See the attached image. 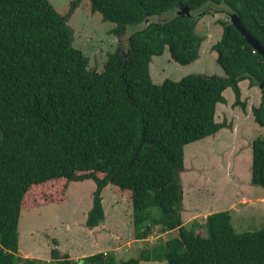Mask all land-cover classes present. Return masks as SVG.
<instances>
[{"label":"trees","instance_id":"16d2710c","mask_svg":"<svg viewBox=\"0 0 264 264\" xmlns=\"http://www.w3.org/2000/svg\"><path fill=\"white\" fill-rule=\"evenodd\" d=\"M89 1L93 12L117 24V37L126 25L148 23L118 45L102 73L90 69L89 58L74 46L70 16L49 0H0V264H41L18 256L20 215L25 207L50 202L39 188L60 180L67 187L54 196L61 200L71 182L96 183L89 228L104 221L102 192L113 184L131 193L136 240L178 233L159 252L144 250L120 264H264V229L236 233L228 210L184 225L180 178L185 147L228 127L215 120L225 90L232 88L235 104L245 107L239 83H264V56L228 20L213 45L223 76L190 74L157 85L150 75L152 58L167 49L182 65L200 57L195 25L201 14L194 12L209 2L236 14L264 45V0ZM184 7L189 12L181 13ZM168 11L176 13L149 22ZM261 94L253 115L264 128V88ZM251 183L264 188L262 137L252 141ZM201 226L206 235L197 232ZM45 264L119 263L114 253L78 260L55 247Z\"/></svg>","mask_w":264,"mask_h":264},{"label":"rangeland","instance_id":"374dc122","mask_svg":"<svg viewBox=\"0 0 264 264\" xmlns=\"http://www.w3.org/2000/svg\"><path fill=\"white\" fill-rule=\"evenodd\" d=\"M49 1L61 14L70 16L69 24L75 30L74 46L89 58L90 69L99 73L104 71L108 57L118 45H125L132 32L148 24L126 25L117 37L112 32L117 24L104 21L100 13L93 12L89 0ZM75 1L77 4L73 5ZM206 6L205 11L194 12L196 16L201 14L195 25L196 34L202 37L200 57L195 62L182 65L171 59L168 49L163 55L154 56L150 63V75L155 84L160 85L165 79L179 81L190 74L223 75L213 45L222 37V21L231 22V15L223 12L224 6L216 7L210 2ZM175 13L168 11L150 17L149 22H163ZM239 87L240 99L245 107L235 104L236 94L228 88L224 92L226 103H219L216 108V122L228 127L188 144L184 149L185 167L180 171V178L184 196L182 217L185 221L195 212L204 214L217 206V209H223L239 197H250L253 188L263 190L261 186L251 184V149L247 148L256 137L264 138V128L253 115V108L261 104V89L249 86L248 80L240 82ZM239 147H244L243 152H239ZM65 187L64 180L41 186L38 195L50 202H38L22 209L18 225L19 257L37 258L45 264L51 260V250L57 247L61 254L78 260L99 252L114 253L120 264L121 260L139 258L144 250L151 254L159 252L162 244L178 236L177 232H172L159 237L154 234L146 241L136 240L131 193L119 191L113 184L102 192L104 221L89 228L86 221L93 207L96 183L93 180L71 182L65 200H61L59 194L54 196V191L62 192ZM256 198L257 195L254 196ZM258 206L261 210L259 219L245 216L242 220L234 215L232 225L236 233L264 229V203H258ZM192 224L190 222L186 226L190 228ZM196 230L202 235L207 234L205 226ZM140 264L168 262L152 259L141 260Z\"/></svg>","mask_w":264,"mask_h":264},{"label":"crops","instance_id":"0c3cea01","mask_svg":"<svg viewBox=\"0 0 264 264\" xmlns=\"http://www.w3.org/2000/svg\"><path fill=\"white\" fill-rule=\"evenodd\" d=\"M223 75H224V73H223ZM223 75H221V76H223ZM252 141L249 142V144L247 146V148L251 149V153H250L251 162H252ZM239 148H240L239 152H243L242 150H244L243 149L244 147H239ZM249 152H250V150H249ZM251 167H252V165H251ZM255 194L258 197L256 199H254V196H256ZM255 200H256V202H253ZM258 203H264V188H263V190H260V189L257 190L255 188H253V193H252V195L250 197H241V198L239 197L238 199L232 201L230 203V205L224 207L223 209H217V207H218L217 206V207H213L209 211H205L204 214H201V211L195 212V214L192 215L187 221L183 220L184 221V225H187L190 222H194L196 220L197 221H200L201 219L203 220L209 214H212L214 212H218L220 210H228V211H230L231 216H232V221H233L234 215L237 216L239 219H242V220H245V216H247L249 218L254 217V218H258L259 219L261 210L259 209ZM105 217H106V215H105ZM166 234H169V233H166ZM161 236H163V235H161Z\"/></svg>","mask_w":264,"mask_h":264},{"label":"water","instance_id":"95a60500","mask_svg":"<svg viewBox=\"0 0 264 264\" xmlns=\"http://www.w3.org/2000/svg\"><path fill=\"white\" fill-rule=\"evenodd\" d=\"M184 12H189L188 8H183ZM231 23L241 32L244 36L248 44H250L255 51H257L260 55L264 56V45L262 44L260 39L254 38L242 25L240 18L236 14L231 15ZM260 89L264 88V83L259 86Z\"/></svg>","mask_w":264,"mask_h":264}]
</instances>
